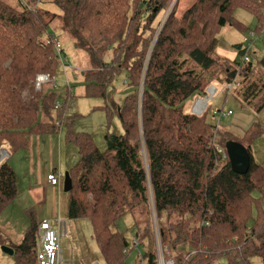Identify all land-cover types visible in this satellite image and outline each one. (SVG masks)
Instances as JSON below:
<instances>
[{
    "label": "trees",
    "instance_id": "trees-1",
    "mask_svg": "<svg viewBox=\"0 0 264 264\" xmlns=\"http://www.w3.org/2000/svg\"><path fill=\"white\" fill-rule=\"evenodd\" d=\"M40 2L0 0V149L15 153L29 147L32 134L67 127L66 141L80 153L70 173L69 217L90 220L105 264H127L133 247L111 227L128 213L144 220L143 226L137 223L145 249L139 264H157L151 195L162 242L175 264L264 260L263 197L254 196L264 186V165L251 150L264 129L251 128L245 141L250 169L239 174L226 149L229 141L239 140L209 123L206 114L185 110L210 84L235 78L238 60L217 53L221 28L239 24L233 14L243 8L256 15L264 31V0H195L180 15L177 4L171 7L174 0H52L60 13ZM55 38L71 40L83 54L84 95L105 97L115 78L126 75L130 92L124 104L107 106L108 117L116 112L124 133L107 134L105 151L89 133L74 129L70 82L64 103L58 101V86L35 88L37 74L53 78L61 69ZM233 46L240 57L243 42ZM255 54L241 66L231 93L259 113L264 56L256 61ZM17 195V174L6 160L0 165V213ZM255 207L259 217L250 226ZM32 220L14 247L19 264H37L39 224ZM189 252L194 255L187 259Z\"/></svg>",
    "mask_w": 264,
    "mask_h": 264
},
{
    "label": "rangeland",
    "instance_id": "rangeland-1",
    "mask_svg": "<svg viewBox=\"0 0 264 264\" xmlns=\"http://www.w3.org/2000/svg\"><path fill=\"white\" fill-rule=\"evenodd\" d=\"M42 1L43 3L40 2L38 6L60 13L57 6L52 3V0ZM176 4V14L180 15L182 9L186 6V0H178ZM233 15L240 25H227L221 28L217 53L227 58L230 62L241 59L238 55V50L233 45L240 42L244 43L245 36L249 35L253 30L259 32L255 45L251 49V52L256 53L254 58L258 61V59L264 56V31H259L260 28L258 29L259 24L256 15L243 8L236 9ZM242 27L247 28V30L245 32L242 31ZM56 32L59 34L58 31ZM59 40H61L65 50L70 68L65 72L66 74L59 71L55 76V83L60 92L58 101L61 103L65 102L68 92V78L70 82L69 87L72 89L71 93L73 95L69 101L68 114L75 117L74 129L89 133L98 148L101 151H105L107 149L105 138L107 134L124 133V128L117 113L115 112L111 117H108L107 106L113 109L115 106H122L124 104L130 92V88L125 84L126 75L123 73L115 78L108 86L105 97L84 95V81L80 75L83 54L75 48L71 40H67L65 43L64 39L59 38ZM216 86H219L220 89L224 87L223 85ZM201 97L203 96L197 95L191 97L185 106V110L191 112L193 103L197 98ZM209 106L210 108L205 113L206 115L204 114L206 120L223 131L230 133L232 137L238 139V142L245 146V141L246 138H249L251 128L259 125L264 129V109L256 113L243 105L232 93L219 91V94L209 101ZM215 111H223L225 113L231 111L232 113L220 116L214 115ZM66 131L67 127L62 125L58 131L63 134L62 144L59 145V138H57V142H55L52 149V154L48 149L49 158L51 157L49 164L50 162L53 163V168L59 169L62 173L61 183L60 186H57L56 191L52 187L47 190L42 184H39L37 179V159L34 173L29 159L32 155L30 145L15 153L10 151V157H7L5 160L0 159V161H9L16 171L18 178L17 197L0 213V264H19L17 256L5 253L3 247L9 246L14 248L19 245L30 229L32 219L36 223L42 220H52L53 224L58 228V224L55 221L56 218L66 222V228L63 229L60 242L62 247V264H105L90 220L86 218L71 219L69 217V193L64 191L65 176L67 173H71L72 168L79 162L80 153L74 143L66 141ZM251 150L255 160L264 165V134L256 138L252 143ZM254 196L263 197L261 211L264 212V186L261 189L255 190ZM54 211L56 218L53 216ZM259 213L255 207L253 219L249 222L250 226L254 225L256 218L259 217ZM151 216L153 233L155 234V222L157 221L161 231L160 222L152 214ZM137 223L143 226V218L141 219L137 214L128 213L118 219L111 228L112 231L124 233L129 242L128 247L131 248L134 247L133 241L137 238ZM144 251V247H140L139 250H131L126 257L127 264H139ZM253 261L255 264H264V260L260 258H254Z\"/></svg>",
    "mask_w": 264,
    "mask_h": 264
},
{
    "label": "built area",
    "instance_id": "built-area-1",
    "mask_svg": "<svg viewBox=\"0 0 264 264\" xmlns=\"http://www.w3.org/2000/svg\"><path fill=\"white\" fill-rule=\"evenodd\" d=\"M178 0H174L171 7H174L175 3H177ZM172 9V8H171ZM251 31V30H250ZM258 38V32L251 31L249 35L245 36V39L243 40V54L240 56L241 59L238 60V62L235 63V68L237 69V75L235 78L229 82L223 85L224 87L222 89L219 88V86H216V84H210L206 89V94L203 95L201 98H197L196 101L193 103L191 107V113L202 116L204 115L210 108L209 101L214 99L218 94L219 91H223L226 93H231L236 87L239 85L238 75L241 71V66L251 60V49L255 45V41ZM55 41V50L56 53L60 59V65L62 71L65 73L69 68L70 65L68 64L67 57L65 55L64 48L62 46L61 40L58 38L54 39ZM66 74V73H65ZM55 77H50L46 73H39L36 75L34 84L35 88L37 90H41L42 88L46 87L48 84H52L53 86H57L55 83ZM69 83V80L67 78V84ZM220 89V90H219ZM27 93H24V96H26ZM232 112L229 111L227 113L223 111L214 112V115H229ZM58 126L62 127L61 124H58ZM219 152H223L222 148L219 149ZM225 156V155H224ZM7 157H10L9 150L6 148L0 149V159L5 160ZM62 173L53 171L50 174H48V180L51 182L52 186H59L61 183ZM151 208L153 211V216L156 217L155 213V204H154V198L151 195ZM55 221L58 224V228L55 227V225L52 223V220H42L39 223L38 230H37V264H62V250H61V236L63 234V229L66 228V222L55 219ZM134 247L133 249L139 250L140 247H142V243L139 239H135L133 241ZM155 245L157 250V264H175L172 255L170 254L169 247L164 246L161 238V231L158 227L157 221L155 222ZM126 252V250H125ZM194 255V253H187L186 258L189 259ZM143 257V256H142ZM99 264V263H95ZM146 264V263H142Z\"/></svg>",
    "mask_w": 264,
    "mask_h": 264
},
{
    "label": "crops",
    "instance_id": "crops-1",
    "mask_svg": "<svg viewBox=\"0 0 264 264\" xmlns=\"http://www.w3.org/2000/svg\"><path fill=\"white\" fill-rule=\"evenodd\" d=\"M189 1L190 0H186V6L182 9V12H184L189 7V5H191L195 0H191L190 3H189ZM57 138H59V145H61L63 142V139H62L63 134L61 132L58 135H57V133H54V134H32L29 138L30 139L29 145L31 146V151H32V155L30 156L29 159L32 163V167H33L32 171H33V173L35 172V167L37 166L36 165V159H37V164H38V168H37L38 177H37V179H38L39 184H42L45 187V189H47V190L50 187H52L54 189V191L57 190L56 189L57 186H52L51 182L48 180V174H50L53 170L57 171V172H60V171H59V169L57 170L56 168H53V163L50 162V164H49L51 157L49 158L48 149L50 150V153L52 154V149L54 148L55 142H57ZM33 147H34V151H33ZM9 152H10V150H9ZM3 162L4 161H0V165ZM17 185H18V178H17ZM55 215L56 214L54 211V213H53L54 218H56Z\"/></svg>",
    "mask_w": 264,
    "mask_h": 264
},
{
    "label": "water",
    "instance_id": "water-1",
    "mask_svg": "<svg viewBox=\"0 0 264 264\" xmlns=\"http://www.w3.org/2000/svg\"><path fill=\"white\" fill-rule=\"evenodd\" d=\"M232 169L239 174H246L250 169L251 155L248 148L242 143L231 140L226 146ZM73 189V181L70 173L65 176L64 191L69 193ZM3 251L10 255L15 253V249L4 246Z\"/></svg>",
    "mask_w": 264,
    "mask_h": 264
}]
</instances>
